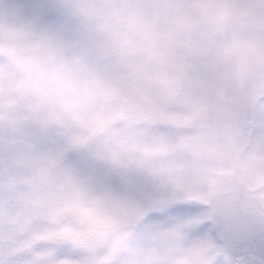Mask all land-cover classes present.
Instances as JSON below:
<instances>
[{
  "label": "snow or ice",
  "instance_id": "6c2138e0",
  "mask_svg": "<svg viewBox=\"0 0 264 264\" xmlns=\"http://www.w3.org/2000/svg\"><path fill=\"white\" fill-rule=\"evenodd\" d=\"M237 5L168 0L200 24L189 65L158 0L0 4V264H264V96L234 109L237 142L207 102L249 50L264 62Z\"/></svg>",
  "mask_w": 264,
  "mask_h": 264
},
{
  "label": "rangeland",
  "instance_id": "374dc122",
  "mask_svg": "<svg viewBox=\"0 0 264 264\" xmlns=\"http://www.w3.org/2000/svg\"><path fill=\"white\" fill-rule=\"evenodd\" d=\"M10 2L12 0H0V4ZM158 3L160 7L151 15L155 18V27L160 34V45L172 49L177 57L183 56L186 63L191 65L190 49L200 40V24L195 20L176 17L172 11L165 7L168 0H158ZM235 19L245 29L242 38L245 44L264 43V26L247 7L245 0H238ZM220 86L222 91L219 94L209 95L207 102L219 106L224 121L221 132L222 134L230 133L231 140L237 142L239 128L243 125V120L235 119L237 114L234 109L238 105L251 109L255 106L256 101L264 96V62L259 60L253 50H249L243 60L237 61L233 68L223 74ZM15 120L18 125L22 117L17 116ZM229 121L236 127H232ZM237 151L242 152L243 146H239ZM253 164V161H249L248 169L240 170L242 181H256L257 177L250 171Z\"/></svg>",
  "mask_w": 264,
  "mask_h": 264
}]
</instances>
